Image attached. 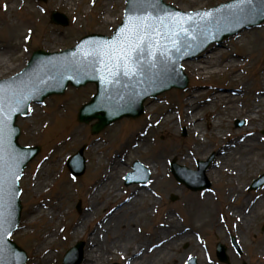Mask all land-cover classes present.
<instances>
[{
  "label": "rangeland",
  "instance_id": "1",
  "mask_svg": "<svg viewBox=\"0 0 264 264\" xmlns=\"http://www.w3.org/2000/svg\"><path fill=\"white\" fill-rule=\"evenodd\" d=\"M164 1L182 11H196L201 8L208 9L230 0L209 2L202 0L198 1L196 6H189L188 2L183 0ZM125 3L126 0H0V68L2 67L0 79L20 72L26 66L34 50L57 52L73 46L79 38L89 33L110 35L122 19ZM243 5L249 9L247 11L253 10L252 12H254L259 6L263 10L262 13L264 12L262 0H252L251 4ZM53 10L67 16L69 24L61 26L51 22L49 16ZM236 11L239 12V9ZM241 15L247 16L242 10ZM242 33L245 35L242 36ZM239 35L243 37L241 40L238 38ZM217 49L224 54L215 63L223 65L228 60H235V65H239L234 70H225L224 73L219 72V69L209 68V72L204 70L206 78H202V80L198 79V76L202 75L199 74L200 70L192 71L183 65L186 61L208 58L205 55L211 54V50ZM186 61L182 62L183 72L188 77L186 88H173L158 95L154 100L146 99L142 115L136 118L124 117L96 134L90 132V124L94 121L84 124L78 122L76 118L80 106L87 102L94 93L92 84L79 88L68 87L62 95L49 96L42 104L33 105L29 117L18 118L16 123L20 127L19 143L27 146H39L36 156L28 162L19 181L22 206L20 226L11 235V239L17 246L26 252L27 261L25 264H29L30 259L36 254V248L42 239L41 227L46 222V218L38 217L37 222L26 228L27 233H23L21 228L25 218L31 215V211L39 203L56 204L60 206V211L64 214L62 218H57L53 222L51 228L56 230L50 229L51 231L55 230V234L50 236L55 242L44 252L52 256L50 264H62L65 252L80 241L83 242L82 250L84 252L85 246L87 247L86 237L68 236V232L86 212L92 192V182L105 177L103 170L107 163V156L121 154L125 157L124 144L130 133H134L136 136L143 126H147L145 137L152 144L150 152L154 150L158 155L170 153L171 161H175L176 164L197 169L195 161L194 164L193 162L192 164H183L177 160L179 158L177 156L180 154L191 155L190 150H193L195 144L193 135L187 131V126H185L181 115L185 108L182 106V100L191 98L194 92H205L197 103L205 105V102H211V95L214 93L228 91L231 94L237 93L238 97H241L243 90V94L245 93L243 97L234 102L241 112L236 116L226 114L221 129L236 132V135L231 138L232 140L241 141L249 136V138L255 139L258 143L253 149L255 155L252 157V163L264 161V122L258 119L255 121L257 126H247V117L252 115L248 113V105L254 98L260 97L256 90L261 88L258 86V81L264 74V21L259 26L240 30L224 40L220 46L212 44L197 57ZM229 74L234 75L233 79ZM149 106H152V109L148 111ZM225 108L227 107L223 103L218 105L216 110H207V115L200 121L211 123L217 117L216 115H225ZM169 109L171 112L168 111ZM165 112L170 114L171 123L163 124L162 116ZM253 117H255V113ZM204 130L209 131L207 128ZM203 140H207V147L214 148L213 151L216 154L219 153V145L213 141L216 140L214 133L208 134ZM81 148L85 158V169L80 176H72L66 163ZM130 154H127L128 158L125 157L129 169L133 167L134 161L145 165L153 160L147 158L150 155L149 152ZM212 155L213 153H209L204 159H197V161H213ZM239 156L237 155L235 159ZM58 160L60 161L57 164L58 173H56L52 171L54 169L52 166ZM231 164L228 163L226 168ZM166 165L165 163L162 179L158 177L154 180L149 171V179L146 184L151 188L149 192L156 204L153 209H147L148 214L143 215L140 212L136 214L134 219L139 229L135 227V231L142 237L149 238L152 229L159 226L164 212L174 215L182 223V229L187 227L191 231H188L189 237L185 241H179L172 248L164 249L161 259L158 257L159 263L180 264L186 254L188 258L189 256L195 257L197 264H242L243 262L245 264H264V186L249 189L252 180L263 173L264 167L258 171L255 166L246 169L238 168L236 171L240 173L232 184H229L227 176L222 171L216 179L205 174L210 186L208 189L197 191L178 182L170 172V165ZM43 168L49 169L51 174L52 172L56 173V185L54 184L42 196H36L33 183ZM124 178L125 176L121 178V181ZM123 184L117 189L118 192L123 193L122 198L116 201L113 198L106 200L104 195L95 203L99 208L88 224L92 231L103 215L110 214L131 195L127 186ZM132 186L137 187L135 184ZM238 187L241 189L236 201L238 205L242 201L240 195H245V198L258 199L262 205L257 209L255 218L248 225L243 223L238 227L236 224L235 228V220L229 214L231 209H227L229 200L226 193L228 189L235 190ZM200 193L207 195L208 202L205 205L194 203L191 199ZM230 203L234 205V208L238 206L234 202ZM48 210L50 209L46 208L44 212L47 213ZM216 222L219 223V229L215 226ZM231 235L235 236L238 242L240 254H236L230 245ZM218 243L226 246L227 263L217 260L215 249ZM117 246L118 242L111 245L113 252L109 254L103 264L126 263L122 258L123 252L121 249L118 250ZM170 254L173 256L171 260L168 259L169 257L167 258ZM199 256L202 257L201 260L198 259ZM83 263L84 260L80 264Z\"/></svg>",
  "mask_w": 264,
  "mask_h": 264
},
{
  "label": "bare ground",
  "instance_id": "2",
  "mask_svg": "<svg viewBox=\"0 0 264 264\" xmlns=\"http://www.w3.org/2000/svg\"><path fill=\"white\" fill-rule=\"evenodd\" d=\"M183 1H187L189 6H196L195 4L202 0ZM206 1L209 2L213 0ZM242 34V36L245 35V33ZM241 35L238 36V38H240L239 40L243 38ZM212 44L213 43H211V45ZM216 46H220V44ZM211 51V54L205 55V57L208 58H200L195 61H186L183 65L192 71L200 70L201 72L199 74L202 75L198 76V79L201 78V80L202 78H206L204 76V70H208L209 68L212 70L219 69V72L224 73L226 72L225 70H234L239 65L238 63L237 66L235 65V60H228V62H225L223 65L217 64L215 62L217 60L219 61L221 57H223L224 53L220 52L219 49ZM0 70L2 71V67ZM206 72H209V70ZM230 75L231 74H229V76ZM233 76L234 75H231V79H233ZM258 86L261 88H258L256 91L259 92L260 97L258 96L256 99L254 98L248 105V113L252 114L248 115L247 117V126L249 127L257 126L255 121L258 119H261L264 122V74H262V77L259 79ZM243 92L244 91L242 90V94L240 92L238 93L239 95L241 94V97H238L237 93L231 94L228 91L214 93L211 95V102H205V105L197 104L199 103L198 100H200V97H203L205 93L202 91L194 92L191 98L182 100V106L185 107L181 114L182 119L185 126H187V131L193 135V141L195 144L193 150H190L192 152L191 155L183 156L180 154L177 156L179 157L177 159L179 163L192 164L193 162L194 164V161L197 162V159H204L206 155L213 153V161L209 163L210 165H208L209 167H207L205 174L216 179L222 171L224 172V175L227 176V181L229 184H232L235 182V180H237V175L240 173L236 171L238 168L246 169L247 167L255 166V169L258 171L261 167H264L263 160L262 163H258L257 161L252 163V157L255 155L253 153V149L258 143L255 141V139L249 138V136L248 138L245 137L241 141L235 139L232 140L231 138L236 135V132L227 129L224 131L221 129V126H223L222 122L225 120L226 114H232L233 116H236L241 112V110H238L234 102L238 98L241 99L243 97L245 94H243ZM223 103H225V107H227L225 108L226 111L224 112V116L220 114L216 115L217 117L211 123L209 121H200L204 119L205 115H207V110H216L218 105L220 106ZM149 109H152V106H149L147 110L149 111ZM168 111L171 112L170 109ZM254 113L255 117H253ZM170 118V114L168 115V113L165 112L162 116L163 124L166 122L169 123ZM205 128H207V130L210 132H206L204 130ZM139 132L140 133H138V135L136 134V136L134 133H130L128 135L124 144L126 150L125 157L130 153L137 154L139 152H149L150 155L147 156V158H152L153 160L150 163H145V165L149 169L154 180H156V178L158 179V177L162 179V171L165 169V163L167 165L170 163L172 155L170 153H161L158 155L154 150L150 152V147L152 144H150V140L148 141V139L145 137V133H147V126H143ZM211 133H214L216 138V140L213 141L219 145L218 147L220 150L218 154L213 151L214 148L210 149L207 147V140H203L208 134ZM237 155L240 156L235 159ZM125 157L121 156V154L107 156V163L103 170L105 177L96 179L92 182V192L90 193V198L88 200L89 205L86 206V212L83 213L80 220L76 221L72 225L70 232H68V236L76 237L77 235H81L82 237H86L87 247L85 246V250L83 252V264H103L104 261L108 259L109 254L113 252L111 245H114L115 242H118V250L121 249L123 252L122 258L126 262L125 264H160L159 262L164 249L166 250L168 248H172L177 242L182 240L185 241L189 237L188 231L191 230L187 227L182 229V223L169 212H164L162 214V220L159 221V226L152 229L151 233H149V238L145 236L142 237L135 231L136 228L139 229V226H137V222L134 219L136 214L140 212L141 214L146 215L148 214L147 209H153L156 204L149 192V189L151 190V188L147 185H136L137 187L125 185L127 186L128 191L131 193L129 198L120 206L116 207L115 210H113L110 214L103 215V218L99 220L97 225L93 228V231L89 228L88 224L92 220V216L96 214L99 208L95 205L97 201H99L104 195L106 196V200L113 198L115 201L123 197V193L118 192L117 189L123 184L121 178L126 176L131 171V169H129L128 163L126 162V158L128 157ZM59 161L60 160H58V162L52 166L54 168L52 171H55L56 173H58L56 168H58L57 164ZM228 163L232 164L230 167L226 168ZM56 173L52 172L51 174L49 173V169H42L41 173L36 176V179L33 183V189L36 196H42L54 184L56 185ZM166 183L169 184L167 181ZM240 192L241 189L238 187L235 190L233 188L228 189L226 193L229 200L227 209H231L229 210V214L235 220V228L236 224L238 227L243 223L248 225L250 221L255 218L257 209L262 205L261 201H258V199H252L250 197L245 198V195H240L242 201L238 205L236 201ZM191 199L194 203L199 205H205L208 202V198L205 193L195 195L194 197H191ZM230 202H234L238 206L234 208V205H232ZM46 208L50 209L47 213L44 212ZM63 215V212L60 211V206H57L56 204L50 205L49 203H39V205L33 211H31V215L25 218L21 228L23 233H27L26 228L37 222L38 217L46 218V222L41 227L42 239L36 248V254H34V257L30 259L29 264L51 263L52 256L44 252H46L49 247H52L53 242H55L50 237L55 234L54 232L56 230L55 228H51L53 222L57 218H62ZM218 224L219 223L216 222L215 226L217 228ZM50 229L55 230L51 231ZM114 252L117 253V251ZM185 256V260H188L189 258ZM158 257L160 259H158ZM167 258L171 260L173 256L170 254L167 256ZM184 258L181 260V262L184 260ZM201 258V256L198 257L199 260H201Z\"/></svg>",
  "mask_w": 264,
  "mask_h": 264
},
{
  "label": "water",
  "instance_id": "3",
  "mask_svg": "<svg viewBox=\"0 0 264 264\" xmlns=\"http://www.w3.org/2000/svg\"><path fill=\"white\" fill-rule=\"evenodd\" d=\"M169 14L178 15L181 12L164 4L162 0L157 10L135 9L132 0H127L125 17L111 37L90 35L83 38L76 48L60 53L51 54L44 50H37L21 74L0 81V109L3 110L0 116L8 117L9 151L22 157L17 168L18 179L25 164L38 150L37 147H22L17 140L19 128L15 125V120L17 115H26L30 101H41L52 93H61L68 84L79 86L86 82H94L97 93L80 108L78 120L89 122L97 119L91 126V131L95 133L124 116L134 117L142 113L143 101L147 97H156L157 94L171 87L186 85V78L181 74L179 62L185 59L183 56L197 44H191L187 42V39H182V34L179 37L169 36L167 39L160 36L150 45H145L144 53L137 61L138 65L143 67L134 76L123 75L122 69L117 74L109 75L105 70L108 64L107 57L88 55L99 48L114 45L120 39L122 30L127 27V20L136 16H145L150 18V23H158L157 18H163ZM52 20L61 24L66 23L61 15L53 14ZM263 20L264 15L246 21L244 25H255ZM235 30H223L217 33L214 40L220 42L222 38L234 33ZM157 31H163L167 35V28L163 30L157 28ZM205 46L206 43L200 42L199 47L195 49L199 51ZM112 64H115V61H112ZM24 96L28 98L22 101L18 110L11 111L17 108L18 102ZM18 179L12 186L14 196L5 187L3 207L0 208L5 216L10 212L12 218L11 225L6 224L5 230L0 232V246L3 248L0 252V264H24L26 261L24 251L9 239L10 234L17 228L20 218Z\"/></svg>",
  "mask_w": 264,
  "mask_h": 264
},
{
  "label": "snow or ice",
  "instance_id": "4",
  "mask_svg": "<svg viewBox=\"0 0 264 264\" xmlns=\"http://www.w3.org/2000/svg\"><path fill=\"white\" fill-rule=\"evenodd\" d=\"M132 2L133 7L138 10L148 8L157 10L160 0H132ZM241 2L251 4L252 0H241ZM149 20L150 18L145 16H136L127 20V27L122 30L120 39L114 45L99 48L88 55L107 57L108 64H106L105 70L108 71L109 75L117 74L122 69L123 75L134 76L143 67L138 65L137 61L139 56L143 55L145 45H150L157 37L163 36L164 39L169 36L179 37L181 33L186 31L183 27L185 21L182 15L169 14L163 18H157L158 23H150ZM157 28L161 30L167 28V35L163 31H157ZM112 61H115V64H112ZM108 65L112 66L109 67ZM27 98V96L22 97V100L18 102L17 108H13L11 111L18 110L22 101ZM2 111L0 109V112ZM7 120V116H0V208L3 207L5 187L8 188L11 195H15L14 191H12V186L14 181L18 179L17 168L20 159H22V157L9 151L10 141L8 137L10 132L7 128ZM5 168H7V172H5ZM11 223V213L9 212L5 216L0 211V232L5 230L6 224L11 225ZM2 251L3 248L0 246V252Z\"/></svg>",
  "mask_w": 264,
  "mask_h": 264
}]
</instances>
